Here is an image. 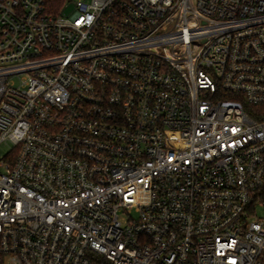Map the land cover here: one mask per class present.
Returning a JSON list of instances; mask_svg holds the SVG:
<instances>
[{"label": "built area", "instance_id": "2783aa9c", "mask_svg": "<svg viewBox=\"0 0 264 264\" xmlns=\"http://www.w3.org/2000/svg\"><path fill=\"white\" fill-rule=\"evenodd\" d=\"M2 143L0 264H264V0H0Z\"/></svg>", "mask_w": 264, "mask_h": 264}, {"label": "rangeland", "instance_id": "374dc122", "mask_svg": "<svg viewBox=\"0 0 264 264\" xmlns=\"http://www.w3.org/2000/svg\"><path fill=\"white\" fill-rule=\"evenodd\" d=\"M64 7V6H63ZM12 150V145L8 143H2L0 145V158L6 157ZM258 214H261V210L257 209Z\"/></svg>", "mask_w": 264, "mask_h": 264}, {"label": "trees", "instance_id": "16d2710c", "mask_svg": "<svg viewBox=\"0 0 264 264\" xmlns=\"http://www.w3.org/2000/svg\"><path fill=\"white\" fill-rule=\"evenodd\" d=\"M64 2L65 0H49V3L51 4V6L55 9L60 8Z\"/></svg>", "mask_w": 264, "mask_h": 264}]
</instances>
